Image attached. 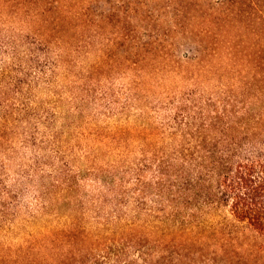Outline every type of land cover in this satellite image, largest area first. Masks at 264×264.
<instances>
[{"label":"rangeland","instance_id":"374dc122","mask_svg":"<svg viewBox=\"0 0 264 264\" xmlns=\"http://www.w3.org/2000/svg\"><path fill=\"white\" fill-rule=\"evenodd\" d=\"M13 1L2 10L12 17L0 22L2 38L23 35ZM142 1L122 14L129 23L106 24L127 35L102 57L101 72L86 75L103 44L84 40L52 83L42 77L30 85L22 74L28 82L14 89L5 84L18 72L4 78L0 92L37 97L38 109L53 115L40 132L57 145H33L25 124L9 131L0 191L10 194L0 203L9 202L8 217L20 209L29 220L24 231L34 229L31 213L44 201L79 221L88 239L66 264H264V236L235 218L221 185L237 161L264 158V0H225L229 10L184 0L180 17L173 3L164 8L171 0ZM151 30L160 37L153 53L150 45L134 52L132 38L149 39ZM26 50L18 42L19 58ZM4 60L0 71L13 62Z\"/></svg>","mask_w":264,"mask_h":264},{"label":"trees","instance_id":"16d2710c","mask_svg":"<svg viewBox=\"0 0 264 264\" xmlns=\"http://www.w3.org/2000/svg\"><path fill=\"white\" fill-rule=\"evenodd\" d=\"M6 1L9 0H0V22L12 24V17L8 19L3 12L8 9V5L10 8L13 7ZM14 1L13 16L18 18L17 20L23 28L20 31V36L23 35L18 39L14 36L0 37V59L3 60L5 57L4 61H13L2 66L0 87L4 78L12 77V72H18L19 79L12 77L11 80H6L5 84L6 87L10 85L8 87H14V89H20L21 83H26L29 79L30 85L33 80L42 77L46 82L51 81L50 83H52L51 77L59 68L65 66L66 61H70V56L78 51L76 44H81L84 40L90 42L93 48H97L94 45L103 44L102 49L98 47L101 53L88 66L86 75L93 76L95 73L101 72L100 69L105 67L102 57H107L109 52L117 47V44H124L127 35L122 29L108 32L106 24L113 20V17H118L119 22L124 20V23L125 21L129 23V18L123 17L122 14H126L133 8L137 9L135 7L137 0ZM152 1L161 2L164 0ZM181 1L171 0V3H166L164 8L168 9L173 3L175 13L180 17L182 11L186 9L184 0ZM226 1L207 0L209 5L206 8L207 10L218 9V7L223 9L224 6L227 8ZM245 1L233 0L232 3L241 4ZM142 2L143 7H147V4L145 5L147 2L145 0ZM145 11L147 18L154 20L156 10L147 8ZM6 13L10 14L11 12ZM127 16L129 17L130 13ZM181 23V19L177 17V24L181 25ZM156 33L154 30L146 31L149 39H144V35L141 36L143 39L137 36L133 37L134 49L132 50L135 52L141 45L144 47L150 45L152 50L153 45L160 38L159 32ZM96 39L98 40L96 41ZM18 42L27 45V50L24 51L22 58L17 55ZM38 49L43 52L44 56L38 52ZM200 50L204 51V47L194 49L195 52ZM151 52L153 53V50ZM50 54H54V56L51 57ZM23 58L29 61V65L25 66L23 63L16 62L22 61ZM22 74H25L28 80H23ZM67 76L69 78L72 76L71 80L75 82L82 79V77H75L76 75L73 73ZM37 101L39 103V98L26 97L24 93L12 97L7 91L0 92V145L4 141L10 142L9 131L21 123L30 127L31 131L28 134L33 145L37 146L40 140V143L44 145L51 143L53 150H56V140L51 139L52 137L47 138L45 135L41 136L40 132L42 125L49 126L46 123L53 115L46 114V110H39ZM32 124L33 126H30ZM69 126L72 127L73 124L70 123ZM67 131L69 135V130ZM116 133L123 134L121 131H116ZM22 138H24L22 142L28 146L29 144H26L29 141L27 135ZM118 146L121 147L122 144ZM47 164V160H45L40 165L44 168ZM66 182L67 179L62 180V184H66ZM221 185L235 218L248 222L264 236V158L255 156L237 161L235 167L223 175ZM9 194L10 191L5 189L3 192L0 191V201ZM64 197L66 198L65 195ZM8 203H0V264H66V259L69 256H75L76 245L84 243L88 239L84 229L81 230L82 224L79 221L65 220L62 215L60 216L61 213L57 209H53L46 201L41 203L42 208L31 213L32 217H38L37 221L32 222L35 225L34 229L24 231L28 230L29 220L21 217L20 209L14 212L13 217H8L10 209L7 207ZM16 232H19V237H13Z\"/></svg>","mask_w":264,"mask_h":264}]
</instances>
